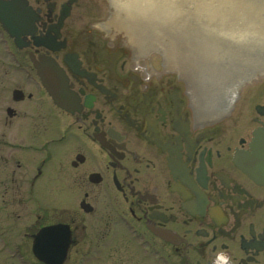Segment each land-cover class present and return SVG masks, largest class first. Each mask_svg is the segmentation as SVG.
I'll use <instances>...</instances> for the list:
<instances>
[{"label":"flooded vegetation","instance_id":"af4514ba","mask_svg":"<svg viewBox=\"0 0 264 264\" xmlns=\"http://www.w3.org/2000/svg\"><path fill=\"white\" fill-rule=\"evenodd\" d=\"M23 1L33 33H4L0 184L50 186L27 238L58 227L67 263L127 238L146 264H264V183L241 165L264 104L215 105L198 71L149 57L91 0ZM33 60H50V94Z\"/></svg>","mask_w":264,"mask_h":264},{"label":"water","instance_id":"95a60500","mask_svg":"<svg viewBox=\"0 0 264 264\" xmlns=\"http://www.w3.org/2000/svg\"><path fill=\"white\" fill-rule=\"evenodd\" d=\"M106 1L121 33L140 40L150 53L159 52L172 67L198 71L203 91L215 105L229 97V105L235 98V108L243 85L264 73V0ZM28 13L23 0H0V24L19 47L21 37L33 33ZM33 63L50 94V60ZM241 165L264 183V124L254 132ZM50 232L55 230L46 227L34 237L32 252L43 264H64L68 246L50 247Z\"/></svg>","mask_w":264,"mask_h":264},{"label":"rangeland","instance_id":"374dc122","mask_svg":"<svg viewBox=\"0 0 264 264\" xmlns=\"http://www.w3.org/2000/svg\"><path fill=\"white\" fill-rule=\"evenodd\" d=\"M101 10L99 16L107 17L110 7L106 0H91ZM3 33L0 28V67L12 60L9 57L10 46H3ZM9 53V54H8ZM153 59L162 60L159 52H152ZM160 57V58H159ZM1 74V68H0ZM264 104V73L246 82L236 102L235 113L254 117L255 107ZM45 106H48L45 104ZM3 111L0 104V133L2 131ZM0 170V179L2 178ZM15 188L16 186H8ZM29 185L22 186L20 197L12 193L4 197V187L0 184V264H39L31 253V240L27 235L35 233L37 216H41L46 224L50 220V186L38 185L36 194H31ZM130 243L127 238L119 239L103 248L85 250L82 258L75 257L67 264H146L141 256V249Z\"/></svg>","mask_w":264,"mask_h":264},{"label":"clouds","instance_id":"9594fccd","mask_svg":"<svg viewBox=\"0 0 264 264\" xmlns=\"http://www.w3.org/2000/svg\"><path fill=\"white\" fill-rule=\"evenodd\" d=\"M227 258H225V260H226Z\"/></svg>","mask_w":264,"mask_h":264}]
</instances>
